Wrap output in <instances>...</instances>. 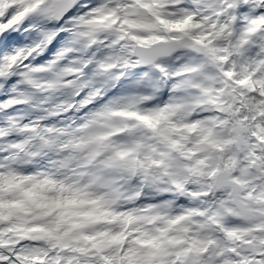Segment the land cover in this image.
<instances>
[{
  "label": "snow or ice",
  "instance_id": "6c2138e0",
  "mask_svg": "<svg viewBox=\"0 0 264 264\" xmlns=\"http://www.w3.org/2000/svg\"><path fill=\"white\" fill-rule=\"evenodd\" d=\"M0 264H264V0H0Z\"/></svg>",
  "mask_w": 264,
  "mask_h": 264
}]
</instances>
